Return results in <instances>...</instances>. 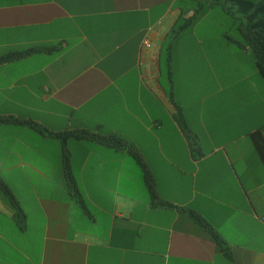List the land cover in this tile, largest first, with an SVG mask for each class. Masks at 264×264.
I'll list each match as a JSON object with an SVG mask.
<instances>
[{"label":"crops","instance_id":"obj_1","mask_svg":"<svg viewBox=\"0 0 264 264\" xmlns=\"http://www.w3.org/2000/svg\"><path fill=\"white\" fill-rule=\"evenodd\" d=\"M178 1L0 0V56L61 46L0 65V117L47 130L0 123L24 216L0 188V264H264V78L227 32L197 37L215 7L183 28ZM243 56L253 71L229 65ZM76 129L134 145L171 206L128 152L72 138L71 194L54 134Z\"/></svg>","mask_w":264,"mask_h":264},{"label":"trees","instance_id":"obj_2","mask_svg":"<svg viewBox=\"0 0 264 264\" xmlns=\"http://www.w3.org/2000/svg\"><path fill=\"white\" fill-rule=\"evenodd\" d=\"M198 8H194V14L191 20L185 22L183 28L195 24L208 9L221 6L226 14L229 15H239L242 18V23L238 27L242 35V41L236 44L240 47L246 48L252 52L255 59L256 69L261 77L264 78V0L253 1V0H207V3H199ZM61 50L60 45L56 46H36L31 47L24 51H11L2 56H0V65L7 63L20 61L31 56L41 55V54H54ZM0 123L2 124H15L30 126L35 128L40 132L43 128L29 120H22L19 118L3 116L0 117ZM182 123V122H181ZM53 134V132H49ZM56 137L60 138L63 143V169L64 178L66 181V186L71 194L78 196V188L76 180L74 178L72 168H71V154L67 148V141L69 139H75L78 141L98 143L107 148L113 149L115 151H126L134 159L136 164L142 170L144 181L147 186L151 204L153 207L159 206H169L170 204L165 203L159 196L156 184L152 174L150 173L141 153L138 149L130 144L126 139L114 135V134H104L100 131H91L87 129H76L72 131H65L54 134ZM0 188L3 195L6 197L9 205L17 211V217L19 222L22 223L24 216L19 208V204L15 196L9 191L8 187L3 183H0ZM171 206V205H170ZM191 218L208 230L215 240V242L224 249V242L221 240L219 235L213 230V228L207 224L201 216L195 212H190Z\"/></svg>","mask_w":264,"mask_h":264},{"label":"rangeland","instance_id":"obj_3","mask_svg":"<svg viewBox=\"0 0 264 264\" xmlns=\"http://www.w3.org/2000/svg\"><path fill=\"white\" fill-rule=\"evenodd\" d=\"M181 3H186L188 7L198 8L200 5L199 3L205 4L207 3V0H179L177 6ZM215 8L216 9L213 13H211L204 22L197 25V37L203 39L207 36V33H209L208 37L219 38V34L227 32L226 36L229 39L231 38L233 41H236L235 45H237V41L241 42L243 39L241 32L238 29L243 21L242 18L239 15L231 16L229 14H224L225 11L221 6ZM194 38H196V36ZM226 41L227 39L223 40V42ZM194 42H197V40L194 39ZM196 53H199L200 55L202 54V52H195V55ZM252 59L253 57H239L237 58V60H239L238 62H234L232 59V61L229 62V65L231 67L244 66V68L242 67L244 70L253 71L254 61ZM198 60L201 63L200 58H198Z\"/></svg>","mask_w":264,"mask_h":264},{"label":"built area","instance_id":"obj_4","mask_svg":"<svg viewBox=\"0 0 264 264\" xmlns=\"http://www.w3.org/2000/svg\"><path fill=\"white\" fill-rule=\"evenodd\" d=\"M261 222L264 224V216L261 217Z\"/></svg>","mask_w":264,"mask_h":264}]
</instances>
